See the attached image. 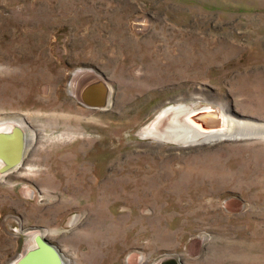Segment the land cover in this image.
Listing matches in <instances>:
<instances>
[{
  "label": "rangeland",
  "instance_id": "1",
  "mask_svg": "<svg viewBox=\"0 0 264 264\" xmlns=\"http://www.w3.org/2000/svg\"><path fill=\"white\" fill-rule=\"evenodd\" d=\"M102 78L110 104L86 106ZM196 103L263 128L168 141L162 112ZM17 123L0 264L32 227L67 264H264V0H0V127Z\"/></svg>",
  "mask_w": 264,
  "mask_h": 264
},
{
  "label": "water",
  "instance_id": "2",
  "mask_svg": "<svg viewBox=\"0 0 264 264\" xmlns=\"http://www.w3.org/2000/svg\"><path fill=\"white\" fill-rule=\"evenodd\" d=\"M103 79V80H102ZM87 85L82 92V100L86 106L92 108H106L110 104L109 87L105 78ZM191 108L194 122L199 119H211L213 128L219 126L220 114L209 103H196ZM209 131V130H208ZM28 145V138L24 128L15 124L11 129L0 130V160L3 162L0 173L4 174L23 163ZM34 237L35 244L30 247L16 264H67L62 252L40 230ZM160 264H182L178 258L170 257Z\"/></svg>",
  "mask_w": 264,
  "mask_h": 264
},
{
  "label": "bare ground",
  "instance_id": "3",
  "mask_svg": "<svg viewBox=\"0 0 264 264\" xmlns=\"http://www.w3.org/2000/svg\"><path fill=\"white\" fill-rule=\"evenodd\" d=\"M165 111L162 112L164 116L167 114L173 115V123H171L172 124L171 129H169L167 133V137L166 136L164 137H166L168 141L181 143L183 145L219 140L222 139V135H225V132L229 134L228 138L234 140L251 138L252 135L255 136V133L256 132L259 133V131L262 130L261 128H263V127H257L248 122H238L235 120H229L233 128L228 129L227 128L228 124H226L225 123L226 121L223 120L225 117L228 121V117L226 116L224 109H223L224 116L220 114V120H222V124H221L222 127L219 128L216 127L213 128L214 124L212 123L211 119L208 118H206L205 120L199 119V123L194 122V119L192 118V116H190L192 110L186 104H177L174 106H170L167 107ZM181 116H183L182 120H180ZM2 127H0V130L2 129ZM154 129L155 127L152 128L150 131H148V133H150V135H153L154 134L153 132L155 131ZM2 165L3 162L0 160V167H2ZM34 237H32V241Z\"/></svg>",
  "mask_w": 264,
  "mask_h": 264
}]
</instances>
